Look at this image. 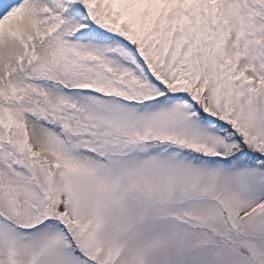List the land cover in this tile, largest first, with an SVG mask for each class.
<instances>
[{
	"label": "snow or ice",
	"instance_id": "1",
	"mask_svg": "<svg viewBox=\"0 0 264 264\" xmlns=\"http://www.w3.org/2000/svg\"><path fill=\"white\" fill-rule=\"evenodd\" d=\"M0 264H264V0H0Z\"/></svg>",
	"mask_w": 264,
	"mask_h": 264
}]
</instances>
